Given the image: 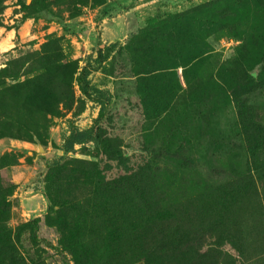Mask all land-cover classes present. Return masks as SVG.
<instances>
[{"label": "rangeland", "instance_id": "1", "mask_svg": "<svg viewBox=\"0 0 264 264\" xmlns=\"http://www.w3.org/2000/svg\"><path fill=\"white\" fill-rule=\"evenodd\" d=\"M0 264H264V0H0Z\"/></svg>", "mask_w": 264, "mask_h": 264}, {"label": "trees", "instance_id": "2", "mask_svg": "<svg viewBox=\"0 0 264 264\" xmlns=\"http://www.w3.org/2000/svg\"><path fill=\"white\" fill-rule=\"evenodd\" d=\"M41 3L43 2L41 1ZM113 47H114V44H110V45L105 46L104 48H99L97 51V56L93 62L97 64H101L103 61H105L108 58L109 52L112 50ZM92 58H93V55H90L87 61V65L83 68L82 72L80 73L78 77V81L80 83V87L83 93L91 96L92 99L95 98L97 101L100 102L101 110H100V114L98 117V120H99L104 116V110H105L104 101H109L110 97L108 95V92L103 89L92 87V91L91 92L88 91V86H89L88 76L91 73V69H92L91 66H93ZM90 94H93V96ZM96 132H97L96 128H90V129H85V130L73 129L65 139V143L63 146L64 150L68 152L72 150L76 144H83L89 140L95 139L94 137H95ZM252 152H253V155H255L254 151ZM117 153L121 154L120 151H118ZM59 162L60 161H54L53 164L58 165Z\"/></svg>", "mask_w": 264, "mask_h": 264}]
</instances>
